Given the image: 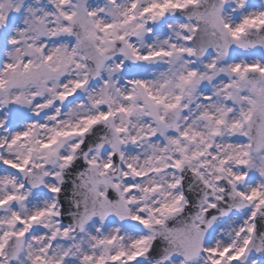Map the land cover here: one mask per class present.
I'll use <instances>...</instances> for the list:
<instances>
[{"label":"snow or ice","instance_id":"1","mask_svg":"<svg viewBox=\"0 0 264 264\" xmlns=\"http://www.w3.org/2000/svg\"><path fill=\"white\" fill-rule=\"evenodd\" d=\"M0 264H264V0H0Z\"/></svg>","mask_w":264,"mask_h":264}]
</instances>
